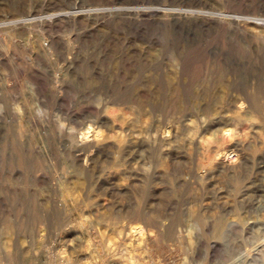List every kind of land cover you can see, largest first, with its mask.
<instances>
[{
	"label": "rangeland",
	"instance_id": "rangeland-1",
	"mask_svg": "<svg viewBox=\"0 0 264 264\" xmlns=\"http://www.w3.org/2000/svg\"><path fill=\"white\" fill-rule=\"evenodd\" d=\"M134 262L264 264V0H0V264Z\"/></svg>",
	"mask_w": 264,
	"mask_h": 264
},
{
	"label": "bare ground",
	"instance_id": "bare-ground-1",
	"mask_svg": "<svg viewBox=\"0 0 264 264\" xmlns=\"http://www.w3.org/2000/svg\"><path fill=\"white\" fill-rule=\"evenodd\" d=\"M198 14H201V13H198ZM206 14V13H205ZM202 15V14H201ZM204 15V14H203ZM59 16V15H58ZM27 20V19H26ZM225 75H227V74H225ZM224 76V75H223ZM235 76V75H234ZM200 78V77H199ZM211 78V77H210ZM226 78V77H225ZM224 79V77H221V78H218V79H216V80H213L212 81V83H218L219 85H224L225 86V83H226V80L227 79H225V80H223ZM201 82V81H200ZM230 83H231V80H230ZM204 84V83H203ZM228 86H230V85H228ZM227 86V87H228ZM239 91V90H238ZM249 92V91H248ZM248 92H237L236 94H234V93H232V92H230V93H226V103H225V106H227L226 108H222V107H220V109H222L221 111H219L218 109V111H216V112H218L220 115H219V118H218V120H220V121H222V119H224V118H226V115L228 114V112L230 111L229 109H227L228 107H232V106H236L237 107V105L238 104H240V106L237 108L238 109V113H242L243 112V105L245 104V102H248V105H249V108H251L252 109V98H254V94H252V96L250 97L248 94ZM37 93H39V92H37ZM41 94V93H40ZM39 94V95H40ZM41 97H44V96H42V95H40ZM257 96V95H256ZM258 97V96H257ZM256 97V98H257ZM34 98H35V96H34ZM256 98H254V99H256ZM259 99L261 98V96L260 97H258ZM263 98V97H262ZM261 98V99H262ZM260 101V100H259ZM262 101V100H261ZM38 103V102H37ZM41 103L43 104V102L41 101ZM202 106V105H201ZM248 108V107H247ZM187 109V108H186ZM185 109V110H186ZM200 110L201 109H203V110H206L205 112H208V107L205 105V106H202V107H200L199 108ZM38 110L39 111H42V109H41V106H40V108L38 107ZM199 110V111H200ZM248 112V111H247ZM234 114H236V111L234 112ZM206 115V114H205ZM185 116H188V114H185ZM207 116V115H206ZM209 116V115H208ZM207 116V117H208ZM205 117V116H204ZM229 117H231V119H236V117H235V115H231V116H229ZM179 120H180V118H179ZM205 120H207L206 118H205ZM217 120V119H216ZM202 121H204V120H202ZM168 122H170V123H172V120H168ZM186 122L185 121H183L182 120V122H181V124H183L184 126L186 125L185 124ZM222 123H223V121H222ZM222 123H219V122H216L215 123V126L217 127L216 128V131H218V132H222L221 134L223 135V136H225L224 134L225 133H223V131L224 132H227V133H230V129H225L224 127H220L221 126V124ZM180 124V125H181ZM224 124H227L226 122L224 123ZM179 127V126H178ZM181 127V126H180ZM179 127V128H180ZM226 127V126H225ZM166 128V127H165ZM174 129V128H173ZM221 129H223V130H221ZM166 130V129H165ZM167 130H168V132L170 133V130L171 131H173V133L175 134L176 133V130L174 129V130H172L171 129V126H169L168 128H167ZM232 131V130H231ZM215 132V131H214ZM165 133V132H164ZM173 134V135H174ZM196 134H197V132H196ZM87 135V134H86ZM217 135H220L219 133L217 134ZM196 136V135H195ZM215 136V138L217 137L216 135H214ZM229 136V135H228ZM228 136L226 137L225 136V138H228ZM230 136L231 137H233V133H231L230 134ZM222 137V136H221ZM215 138H213V139H215ZM232 139V138H231ZM223 143V142H222ZM237 143V142H236ZM224 144V143H223ZM217 145V144H216ZM219 147V146H218ZM220 147H222V146H220ZM224 147L225 146H223L222 148L224 149ZM222 148H220V150L222 149ZM226 149V148H225ZM233 149V148H232ZM222 151V150H221ZM229 150H225V152H224V154H226V155H229V152H228ZM219 153V152H218ZM217 153V154H218ZM221 153V152H220ZM219 155V154H218ZM132 210V209H131ZM125 214H128V212H126ZM152 214V213H151ZM149 212H143L140 208H133V210L131 211V213H129V215H128V219H129V221H130V224L131 223H136V222H138L139 220H144L143 222H144V227L143 226H140V224H139V226H137L136 224V226H132V228H131V230H132V233L133 234H138V235H142V237H143V235H145L144 234V228L146 227V228H149V227H151V228H154V229H156V231L157 232H160V227L159 226H157V224L156 223H154L153 222V218H157V217H159V218H163V217H165V215H163V214H159V215H154V217H152L153 215H151ZM125 217H127V216H125ZM147 217V218H146ZM189 231H191V230H189ZM142 237H140L141 239H142ZM145 237V236H144ZM133 264H138V263H136V262H134Z\"/></svg>",
	"mask_w": 264,
	"mask_h": 264
}]
</instances>
